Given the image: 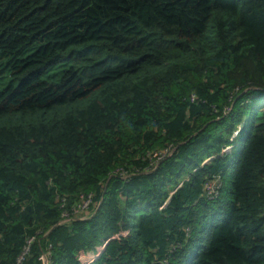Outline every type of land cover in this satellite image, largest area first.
Wrapping results in <instances>:
<instances>
[{"label": "trees", "instance_id": "trees-1", "mask_svg": "<svg viewBox=\"0 0 264 264\" xmlns=\"http://www.w3.org/2000/svg\"><path fill=\"white\" fill-rule=\"evenodd\" d=\"M90 253L264 264V0H0V264Z\"/></svg>", "mask_w": 264, "mask_h": 264}, {"label": "built area", "instance_id": "built-area-1", "mask_svg": "<svg viewBox=\"0 0 264 264\" xmlns=\"http://www.w3.org/2000/svg\"><path fill=\"white\" fill-rule=\"evenodd\" d=\"M241 126L237 128L233 135L231 136V140H234L235 137L238 135ZM231 146H227L226 149L230 148ZM225 149V150H226ZM173 151L172 148H167L160 157H164L165 155L170 154ZM122 174V172H120ZM221 184L218 180L209 181L205 184V193L208 197H215L218 195L219 188ZM94 203V195L92 192L87 194H81L79 201L72 207L71 210H64L62 213V221L66 222L72 219H86L91 215L90 208ZM95 258L93 253L87 254L83 257V264H89ZM45 264H47L45 262Z\"/></svg>", "mask_w": 264, "mask_h": 264}, {"label": "rangeland", "instance_id": "rangeland-1", "mask_svg": "<svg viewBox=\"0 0 264 264\" xmlns=\"http://www.w3.org/2000/svg\"><path fill=\"white\" fill-rule=\"evenodd\" d=\"M65 112V110L63 111H56V110H51L49 112L46 113V117L52 119L53 117H55L57 114L58 115H62ZM91 213V212H90Z\"/></svg>", "mask_w": 264, "mask_h": 264}]
</instances>
